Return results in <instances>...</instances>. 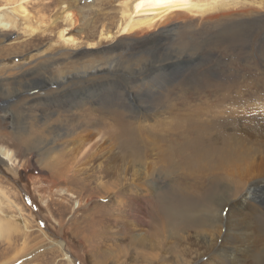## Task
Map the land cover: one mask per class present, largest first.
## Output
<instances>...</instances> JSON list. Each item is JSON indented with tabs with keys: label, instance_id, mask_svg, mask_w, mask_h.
<instances>
[{
	"label": "rangeland",
	"instance_id": "1",
	"mask_svg": "<svg viewBox=\"0 0 264 264\" xmlns=\"http://www.w3.org/2000/svg\"><path fill=\"white\" fill-rule=\"evenodd\" d=\"M123 1L0 0V157L19 160L0 162V219L14 228L0 264H224L217 248L231 252L237 232L210 221L264 180V0L126 33ZM254 197L240 207L243 264H264V184Z\"/></svg>",
	"mask_w": 264,
	"mask_h": 264
},
{
	"label": "bare ground",
	"instance_id": "2",
	"mask_svg": "<svg viewBox=\"0 0 264 264\" xmlns=\"http://www.w3.org/2000/svg\"><path fill=\"white\" fill-rule=\"evenodd\" d=\"M226 1L227 0H207V2H205L204 4H202L203 1L201 2V0H188V2H182V0H170V2H167V0H166V2H157V0H124L123 1L124 3H122L123 8H124L122 13H123V19H125V22L122 25L121 30H122L123 33H126V32H129V31H132L134 29L151 28V27H153L155 25V23L158 20L170 19L171 16L173 17L174 15H179V14L182 15L184 13L185 14L188 13V14H197L198 15L200 13H203L206 8L211 10V9L215 8L219 4L222 5ZM22 12L25 13V11H22ZM142 13H153L154 16H153V18H150V17L149 18H142V19H138L136 21L134 19V17H136L137 15L142 14ZM68 41L71 42L73 40L70 39ZM32 83L35 84V85H42V83H40V81L32 82ZM45 96H47V93L46 92H45L44 95H41V93H40L39 96L34 97L31 101L34 102L36 99L46 100L45 99ZM1 154H2L1 155L2 157H0V162L1 163H7L6 160L15 161L16 163L19 162L18 158L16 156H13V153H10V152H7V151L1 149ZM96 167L98 168V166H95V168ZM107 169L108 168L106 167L104 173L107 174V177L108 176L109 177H112V176H110V174H108V172H109L110 169L108 170V172H107ZM100 172L101 171L98 169V171H97V175L98 176H99ZM100 178L101 177L99 176L97 182H100L99 181ZM95 179H96V177H95ZM102 179H103V177H102ZM99 184L100 183H98L97 186H99ZM263 184H264V180H262V181H257L256 180V181L252 182L251 185H249V187H250V189H252V188H255V189L250 194H247V191H246V194L247 195L244 196V197H242V198H240L238 201H233L232 202V200H230V199L227 198L225 200V202H223L221 204V209L219 208L218 210H216V212L220 216V219H219V216L217 218V217H215L216 216L215 215L214 218H217V220L215 219L216 222H214L212 220L211 221L209 220L210 223L213 224V227H214V224H216V225L219 224L218 225L219 227L220 226H225L227 228V231L228 232H233V233H236L237 232L236 235H235V237L232 238V241L230 243L233 246L230 249V251H231L230 253H228L226 251L228 249H220V248H217L218 249L217 252H219V255L218 256L223 260V263L224 264H243L246 261V259H247L246 258L247 256L245 255V252L248 249L247 248L248 242L252 238L251 237H245V238L240 237V233L245 230V228L243 227V224H242V221L245 220V218H243L245 212L243 213L240 207L246 206L249 201H256V198L254 197V195L259 191L260 186H262ZM100 186H103V183ZM129 187H131V189L129 191L130 193H133L137 189V188H134L132 185H129ZM132 188H133V190H132ZM23 194H24V197L28 200L27 195H25V193H23ZM131 198H134V197L132 196ZM130 204L132 205V206H130L133 209L132 211L134 213L140 215L141 214L140 211H142V207H144L143 206V203H142V200L141 199H134V200L130 201ZM225 205L226 206L229 205V207H231L232 210H231L230 215H228L229 218H227V221L224 223L222 221V219H221V215H222V210L224 209V207H226ZM248 210L253 211V208L251 206H248ZM134 213H132V215H134ZM242 219H244V220H242ZM135 220H137V218ZM0 221H1L0 222V239L1 238L3 239L4 233L6 232V233L10 234V233H12V229H14V228L11 225H5L6 227L5 226L3 227L2 220L0 219ZM230 221H233L234 222V223L232 222V225L233 226H230V223H229ZM247 225H249V224H247ZM229 228H230V230H228ZM122 229L123 230H126L124 227H122ZM181 239H183V238L181 237ZM180 244H182V241L180 242ZM55 245L58 246V248L62 252H64V254L68 252L67 251V248H66V244H64L63 241L56 242ZM251 248H253V247H251ZM249 250H250V248L247 251H249ZM221 251L224 253L223 255H231V256H233V259L232 258L230 259L228 257H224L221 254ZM249 254H250V252H249ZM237 255H241L243 258L242 259H240V258L235 259V256H237ZM69 258H71L72 260H74L73 257H70L69 256Z\"/></svg>",
	"mask_w": 264,
	"mask_h": 264
},
{
	"label": "snow or ice",
	"instance_id": "3",
	"mask_svg": "<svg viewBox=\"0 0 264 264\" xmlns=\"http://www.w3.org/2000/svg\"><path fill=\"white\" fill-rule=\"evenodd\" d=\"M157 2H166V0H157ZM167 2H170V0H167ZM182 2H188V0H182Z\"/></svg>",
	"mask_w": 264,
	"mask_h": 264
}]
</instances>
